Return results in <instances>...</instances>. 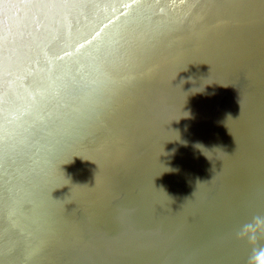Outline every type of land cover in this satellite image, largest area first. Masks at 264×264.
<instances>
[{"label": "bare ground", "instance_id": "bare-ground-1", "mask_svg": "<svg viewBox=\"0 0 264 264\" xmlns=\"http://www.w3.org/2000/svg\"><path fill=\"white\" fill-rule=\"evenodd\" d=\"M256 217L264 0H0V264H248Z\"/></svg>", "mask_w": 264, "mask_h": 264}, {"label": "clouds", "instance_id": "clouds-1", "mask_svg": "<svg viewBox=\"0 0 264 264\" xmlns=\"http://www.w3.org/2000/svg\"><path fill=\"white\" fill-rule=\"evenodd\" d=\"M264 226V218L256 217L251 223L243 225L236 233L237 239H247L250 243L256 239V230ZM248 264H264V248L253 247L248 257Z\"/></svg>", "mask_w": 264, "mask_h": 264}, {"label": "snow or ice", "instance_id": "snow-or-ice-1", "mask_svg": "<svg viewBox=\"0 0 264 264\" xmlns=\"http://www.w3.org/2000/svg\"><path fill=\"white\" fill-rule=\"evenodd\" d=\"M109 23H111V21H109ZM103 31L104 29H101L100 31L96 32L95 35L92 37V39L90 41H87L85 44H81L79 48L76 49L75 53L66 51L65 56L70 58L74 54L84 55L85 52L88 51L89 49H96L97 46L100 44L101 33ZM92 54L93 53L91 51H88V55H92Z\"/></svg>", "mask_w": 264, "mask_h": 264}, {"label": "rangeland", "instance_id": "rangeland-1", "mask_svg": "<svg viewBox=\"0 0 264 264\" xmlns=\"http://www.w3.org/2000/svg\"><path fill=\"white\" fill-rule=\"evenodd\" d=\"M225 89H226V88H225ZM222 92H223V90L220 91V92L218 91L217 98H219V97L221 96ZM219 102H220V100L217 102V105H218ZM213 105H215V107H218V106L216 105V102H214ZM219 157H220V158L223 157V154L220 153ZM217 163H218V162H217ZM221 163H222V162H219V164H218V168H217L218 172L222 169V165H223V163H222V164H221Z\"/></svg>", "mask_w": 264, "mask_h": 264}]
</instances>
